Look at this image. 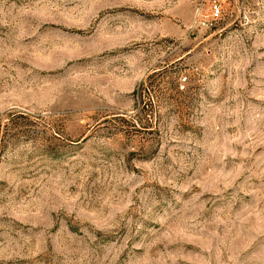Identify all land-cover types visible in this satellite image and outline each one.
Listing matches in <instances>:
<instances>
[{"label":"rangeland","instance_id":"374dc122","mask_svg":"<svg viewBox=\"0 0 264 264\" xmlns=\"http://www.w3.org/2000/svg\"><path fill=\"white\" fill-rule=\"evenodd\" d=\"M0 264H264V0H0Z\"/></svg>","mask_w":264,"mask_h":264},{"label":"built area","instance_id":"2783aa9c","mask_svg":"<svg viewBox=\"0 0 264 264\" xmlns=\"http://www.w3.org/2000/svg\"><path fill=\"white\" fill-rule=\"evenodd\" d=\"M221 14V8H220V4L216 1H213L211 4H210V7H209V16H210V19H216L220 16ZM186 76H183L182 79H185Z\"/></svg>","mask_w":264,"mask_h":264}]
</instances>
